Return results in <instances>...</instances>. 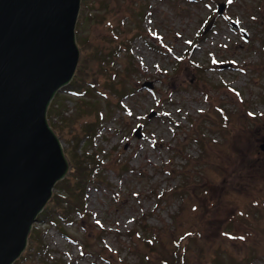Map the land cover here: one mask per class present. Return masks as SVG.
Instances as JSON below:
<instances>
[{
  "label": "rangeland",
  "instance_id": "1",
  "mask_svg": "<svg viewBox=\"0 0 264 264\" xmlns=\"http://www.w3.org/2000/svg\"><path fill=\"white\" fill-rule=\"evenodd\" d=\"M109 35L111 87L62 88L48 119L69 160L99 123L86 216L40 214L15 264H264V0H82L78 47Z\"/></svg>",
  "mask_w": 264,
  "mask_h": 264
},
{
  "label": "water",
  "instance_id": "2",
  "mask_svg": "<svg viewBox=\"0 0 264 264\" xmlns=\"http://www.w3.org/2000/svg\"><path fill=\"white\" fill-rule=\"evenodd\" d=\"M81 2L0 0V264L24 254L35 222L70 171L47 113L79 66Z\"/></svg>",
  "mask_w": 264,
  "mask_h": 264
},
{
  "label": "trees",
  "instance_id": "3",
  "mask_svg": "<svg viewBox=\"0 0 264 264\" xmlns=\"http://www.w3.org/2000/svg\"><path fill=\"white\" fill-rule=\"evenodd\" d=\"M110 28L113 27L112 23H108ZM106 46H104L103 42L100 41H90L87 40L84 42L81 47V54H83L82 59H80V64L76 71V74L71 81V83L67 86H75L76 89L73 93H77V91H81L82 93H90L92 90H96L103 86V83L109 85V78L113 73L110 69V62L112 60H116L118 55L120 54V49L124 46L122 42H119L115 37L109 35L107 37ZM103 44V45H102ZM116 75V74H115ZM111 87V86H110ZM97 92V91H96ZM79 93V92H78ZM95 93V91H94ZM57 95V94H56ZM56 99V96L54 100ZM53 112V102L50 104L47 113V119H49L50 115ZM49 125L51 129L55 132L54 128H52L50 122ZM98 122H88L85 124V131L83 132L85 135L82 139H87L89 142H93L99 132ZM56 133V132H55ZM198 133H194L197 136ZM199 135V134H198ZM199 140L203 142L204 138L199 135ZM82 139H79L81 142ZM75 147L73 156L70 158V174L67 175L62 181L65 185V195H53L54 206L49 210H45L43 212L44 216L47 217L49 222L53 225L59 226L61 231L65 225H70L72 223L73 217L80 216L82 219L86 216V202H87V192L90 188L91 181L90 176L93 175L94 171L97 169H101L100 164H96V154L92 156H87L86 152L83 154L78 153L77 148L79 142ZM205 141V140H204ZM89 159H92L91 161ZM94 163L92 168L91 164ZM29 239H32L33 244L30 247L31 249L39 248V246L44 244V239L41 233L37 230H32ZM35 244L38 246L36 247ZM34 245V246H33ZM25 255V254H24ZM22 255L21 258H25ZM182 258V257H179ZM18 260L16 262H18ZM15 262V263H16ZM182 259H180L177 264H181Z\"/></svg>",
  "mask_w": 264,
  "mask_h": 264
},
{
  "label": "snow or ice",
  "instance_id": "4",
  "mask_svg": "<svg viewBox=\"0 0 264 264\" xmlns=\"http://www.w3.org/2000/svg\"><path fill=\"white\" fill-rule=\"evenodd\" d=\"M230 2H231V0H230Z\"/></svg>",
  "mask_w": 264,
  "mask_h": 264
}]
</instances>
